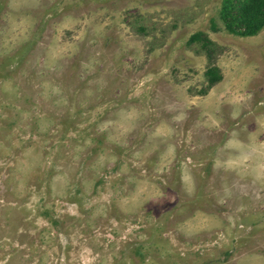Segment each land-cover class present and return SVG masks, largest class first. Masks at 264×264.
<instances>
[{
  "label": "rangeland",
  "instance_id": "1",
  "mask_svg": "<svg viewBox=\"0 0 264 264\" xmlns=\"http://www.w3.org/2000/svg\"><path fill=\"white\" fill-rule=\"evenodd\" d=\"M222 1L0 0V264H264V25Z\"/></svg>",
  "mask_w": 264,
  "mask_h": 264
},
{
  "label": "trees",
  "instance_id": "2",
  "mask_svg": "<svg viewBox=\"0 0 264 264\" xmlns=\"http://www.w3.org/2000/svg\"><path fill=\"white\" fill-rule=\"evenodd\" d=\"M220 14L229 32L240 35H252L264 25V0H223ZM199 31L193 32L190 39H195ZM210 82L220 78L216 66L206 70Z\"/></svg>",
  "mask_w": 264,
  "mask_h": 264
}]
</instances>
